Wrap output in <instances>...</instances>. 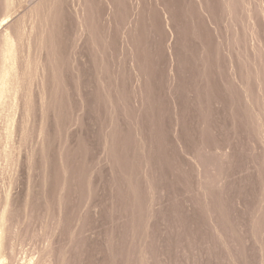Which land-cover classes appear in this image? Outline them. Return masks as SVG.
I'll return each mask as SVG.
<instances>
[{
	"label": "rangeland",
	"instance_id": "rangeland-1",
	"mask_svg": "<svg viewBox=\"0 0 264 264\" xmlns=\"http://www.w3.org/2000/svg\"><path fill=\"white\" fill-rule=\"evenodd\" d=\"M0 264H264V0H0Z\"/></svg>",
	"mask_w": 264,
	"mask_h": 264
},
{
	"label": "bare ground",
	"instance_id": "bare-ground-1",
	"mask_svg": "<svg viewBox=\"0 0 264 264\" xmlns=\"http://www.w3.org/2000/svg\"><path fill=\"white\" fill-rule=\"evenodd\" d=\"M6 66V65H5ZM6 70V69H5ZM7 71V70H6Z\"/></svg>",
	"mask_w": 264,
	"mask_h": 264
}]
</instances>
